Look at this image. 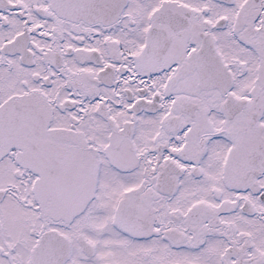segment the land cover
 I'll return each mask as SVG.
<instances>
[{
    "label": "snow or ice",
    "instance_id": "obj_1",
    "mask_svg": "<svg viewBox=\"0 0 264 264\" xmlns=\"http://www.w3.org/2000/svg\"><path fill=\"white\" fill-rule=\"evenodd\" d=\"M0 264H264V0H0Z\"/></svg>",
    "mask_w": 264,
    "mask_h": 264
}]
</instances>
